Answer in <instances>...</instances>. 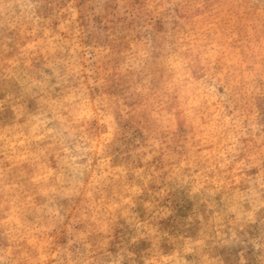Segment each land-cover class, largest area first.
Returning a JSON list of instances; mask_svg holds the SVG:
<instances>
[{"label":"rangeland","instance_id":"obj_1","mask_svg":"<svg viewBox=\"0 0 264 264\" xmlns=\"http://www.w3.org/2000/svg\"><path fill=\"white\" fill-rule=\"evenodd\" d=\"M0 264H264V0H0Z\"/></svg>","mask_w":264,"mask_h":264}]
</instances>
